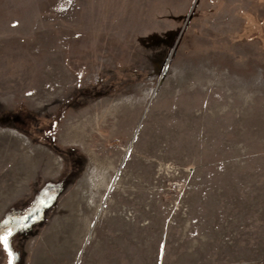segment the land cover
Segmentation results:
<instances>
[{"label":"rangeland","instance_id":"rangeland-1","mask_svg":"<svg viewBox=\"0 0 264 264\" xmlns=\"http://www.w3.org/2000/svg\"><path fill=\"white\" fill-rule=\"evenodd\" d=\"M5 227L0 264H264V0H0Z\"/></svg>","mask_w":264,"mask_h":264},{"label":"snow or ice","instance_id":"snow-or-ice-1","mask_svg":"<svg viewBox=\"0 0 264 264\" xmlns=\"http://www.w3.org/2000/svg\"><path fill=\"white\" fill-rule=\"evenodd\" d=\"M11 235H12V230L7 227H5L3 231H0V245H2L5 250H8V240ZM9 257H10L9 264H11V252L10 251H9Z\"/></svg>","mask_w":264,"mask_h":264},{"label":"flooded vegetation","instance_id":"flooded-vegetation-1","mask_svg":"<svg viewBox=\"0 0 264 264\" xmlns=\"http://www.w3.org/2000/svg\"><path fill=\"white\" fill-rule=\"evenodd\" d=\"M3 250V252H4V249H2ZM4 260H3V263L5 264V260H6V254H4Z\"/></svg>","mask_w":264,"mask_h":264}]
</instances>
